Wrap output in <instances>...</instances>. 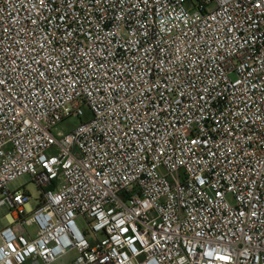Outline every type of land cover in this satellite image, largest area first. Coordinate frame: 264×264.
<instances>
[{
	"label": "built area",
	"instance_id": "built-area-1",
	"mask_svg": "<svg viewBox=\"0 0 264 264\" xmlns=\"http://www.w3.org/2000/svg\"><path fill=\"white\" fill-rule=\"evenodd\" d=\"M3 206L0 264H264V0H0Z\"/></svg>",
	"mask_w": 264,
	"mask_h": 264
},
{
	"label": "rangeland",
	"instance_id": "rangeland-1",
	"mask_svg": "<svg viewBox=\"0 0 264 264\" xmlns=\"http://www.w3.org/2000/svg\"><path fill=\"white\" fill-rule=\"evenodd\" d=\"M86 116H88V111L85 109ZM80 123V119L76 117H71L64 122L60 123L57 128L56 132L60 131L62 133H68L72 131L78 124ZM9 188L11 190H17L22 189L23 191H26L30 195V206L35 207L37 204V201L41 195V190L31 181L30 176L24 175L15 181H13ZM9 213V208L7 206L0 207V230L6 226V215ZM79 225L86 229L87 225L84 223L82 219L78 220ZM31 231L34 229L31 228ZM76 252H71L68 255L64 256L63 258L59 259L55 264H70L73 259L76 257Z\"/></svg>",
	"mask_w": 264,
	"mask_h": 264
}]
</instances>
